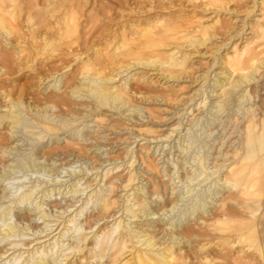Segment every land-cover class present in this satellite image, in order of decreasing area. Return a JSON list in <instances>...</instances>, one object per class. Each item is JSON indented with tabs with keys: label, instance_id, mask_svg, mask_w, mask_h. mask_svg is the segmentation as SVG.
<instances>
[{
	"label": "bare ground",
	"instance_id": "1",
	"mask_svg": "<svg viewBox=\"0 0 264 264\" xmlns=\"http://www.w3.org/2000/svg\"><path fill=\"white\" fill-rule=\"evenodd\" d=\"M184 1L125 0L121 5L116 0L101 6L105 13L86 14L80 10L83 0H0V191L21 171L59 169L61 164L50 162L58 154L59 143L54 144L64 132L68 143L82 147L85 133L93 128L86 120L89 115L101 124L109 120L107 109H115L112 117L139 121L133 124L140 125L136 136L147 140L141 146L145 154L127 144L126 173H120V164L101 171L96 189L83 201L86 206L94 201V211L85 227L76 226L79 234L70 244L64 236L86 206L64 216L75 202L61 211L49 210L46 200L77 193L84 176L64 189L31 180L23 190L18 189L25 185H18L19 192L8 203L10 194L4 192L0 242H8L0 245V264L12 253L10 264H212L216 253L225 256L224 250L243 253L235 259L252 255L255 224L264 217V0H253L250 6L258 12L241 24L234 20L238 8L228 7L227 0ZM249 8L248 14L254 11ZM222 11L230 16L223 20ZM207 13L213 14L212 23L207 22ZM207 57L211 58L200 69V61ZM25 68L43 85L36 93L30 90V81L16 83L20 77L15 76L24 75ZM149 70L159 74L158 82ZM14 73L18 74L12 77ZM184 78L195 83L188 96H183L189 88L182 85ZM137 81L157 83L159 89L148 94ZM77 97L85 100L72 103ZM144 99L181 102L173 111L179 120L170 131L159 133L152 126L155 122L143 120L142 108L134 101ZM78 107L83 111L79 113ZM175 131L174 144H167L173 156L163 159L160 167L151 153L160 154L166 145L156 144L150 152L149 140L170 138ZM25 132L30 134L26 139ZM16 140L26 141L29 151ZM225 142L230 148L224 151ZM94 147L97 160L100 147ZM137 158L160 172L162 179L144 183L134 165ZM164 177L175 185H168ZM170 187V195L163 198L162 189ZM119 190L125 193L119 195ZM119 210L122 213L115 217ZM12 211L15 221H9ZM38 215L43 228L30 222ZM110 217L115 218L95 228ZM51 221L58 222L55 229L49 226ZM24 230L40 235L26 240L21 237L31 233ZM257 250L264 255V245Z\"/></svg>",
	"mask_w": 264,
	"mask_h": 264
},
{
	"label": "rangeland",
	"instance_id": "2",
	"mask_svg": "<svg viewBox=\"0 0 264 264\" xmlns=\"http://www.w3.org/2000/svg\"><path fill=\"white\" fill-rule=\"evenodd\" d=\"M109 1L111 3L116 2V0H83L82 6L80 9L81 13H84V12L86 14L87 13L88 14L105 13V10L102 9V7L108 6V4H109V6L114 4V3L110 4ZM130 1L133 2L135 0H130ZM230 1L231 0L226 1V2H228L227 3L228 7H230V8L235 7L236 9L238 8L237 14L240 12L238 15L235 16L234 20H236V21H240L242 19L251 20L253 17V14H255V12L256 13L258 12V10L255 11L253 9V7H251L254 4L253 0H243V1L242 0H233L231 2ZM117 2H120L121 5L125 4V3L123 4V2H125V0H123V1L117 0ZM180 2H181V0H180ZM184 2H183V4H184ZM41 3H42V1H41ZM238 4L242 5L243 7L239 6ZM248 6L250 7L249 9L254 10L250 14H248L249 13L248 9H247ZM181 7H183V6L177 7L176 9L181 8ZM186 8H188V7H186ZM225 12L226 11H222V13L220 15V18H223V20L230 16V14H227ZM205 16H206L205 18H206L207 22L212 23L213 14L207 13ZM239 23L241 24V21ZM201 48H203V47H201ZM204 50H206V49H204ZM197 58L198 57H195L194 59L197 60ZM210 58L211 57H207L204 60L200 61V62H202V65L199 66L200 69H201V67L203 68L207 65L204 62L209 61ZM203 63H204V65H203ZM199 67H196V69H198ZM215 67H217V66H215ZM63 70H61V71H63ZM138 70H141V68H139ZM22 71L24 72V75L18 76L17 75L19 73L18 72V73L12 74L11 76L13 77V76L17 75L15 77H20L16 81V83H19V82L25 83L26 81H30V82H28L31 85L29 88L32 92L36 93L39 90V88H41L43 85H39L37 82V79L33 78L31 69L25 68V70L23 69ZM149 73H150L151 77H153L152 79L157 80V82L159 81V74L156 75L155 70H149ZM186 74H188V73H186ZM187 80H189V79H187V78L182 79V85H185V86L188 85V87H189V88H186L183 96L189 95V92H191V91H189V89H191V88H192V90L195 89L194 86H193L194 88L192 87V85H195V83L191 84L190 82H187ZM163 81H164V79H163ZM211 82H213V79H211ZM140 83H141V85H143V87H147V88H144L143 90L148 94H153L159 89L157 83H154V82L143 83L142 81L141 82L137 81V84H140ZM198 87L199 86L197 85L196 88H198ZM149 89H152V90H149ZM49 90H50V88L47 91H49ZM147 90H149V91H147ZM198 97L199 96H197V98ZM29 100H31V99H29ZM83 100H85V98L82 99L81 97H77L76 99L73 98L71 100V102L72 103H80V101L83 102ZM194 101L195 100H193V102ZM176 102L174 101V102H172V104H165L163 102H155L153 100L151 101L149 99H144V100H140V101L135 100L134 106H140L142 108L144 121H151V123L155 122V125H152V126L154 128H157L159 130V133H164V132L170 131L173 128L172 124L179 120V118H178L179 114H177V115L173 114V111L178 110L181 107V106L180 107L176 106L177 104L180 105L181 102L180 101H176ZM83 109H84V107L76 108V110L79 113L82 112ZM150 110L155 111V114L157 113V117H155L154 114L150 112ZM114 112H115V109H109V110L107 109V113H108L107 118L109 117V120L107 119V121L101 122V124H98V123H100L98 120L92 119V115H89L88 117H86V120H89V123L91 125H93V128L91 131H89V133H85L84 138L81 140L83 149H81L82 147L75 146V145L72 146V144L68 143V139H66V137H64L65 133L62 132L60 134L61 140H59V142H56L54 144V145H57L59 143V145L56 146V147H58V150H57L58 154L54 155L51 158L52 160H50V162L51 161H55V163L57 162L56 164H58V166L61 164L60 168L55 170L54 172L50 171V172H45V173H34L33 170L21 171L18 173V176H16L15 179L5 181L7 189L1 190L0 196L8 190V192L10 194L6 199V201L8 203L9 199L14 194H17L18 190H23L24 188L27 187V185L31 184L32 183L31 180H34V179L44 180L42 182V185H44V186L47 185L46 187H48V186L52 187L53 185H57V187L61 186L64 189L66 187L65 186L66 184H69L73 181H77L79 178L84 176V178L81 179L79 182V187L81 189L77 193H73V195H72V193H67L66 196L63 194L53 195L46 200V206L49 210H51V209L61 210L63 205H66L67 203L75 202V205H72L71 207H69L68 211L65 212L64 216L68 215L71 212H73L72 213V215H73L78 210H80V208L82 206H86V204L83 201L86 200V198H88L89 193H91L92 191H94V189H96L94 187L100 178L101 171H103L104 168L120 164L121 165V167L119 169L120 173H126L128 171L129 163L126 162V160L128 158L123 160V156L125 154V148H126L127 144H130V147L134 148L138 152L141 151L145 154V150L141 149V146H142V144L146 143L147 140L144 139V136H140V137L136 136L137 133H139V126L140 125H135V126L133 125V124H139V121L137 123L136 119H133V120H130V122H129V120H126V118H124V117L120 118L117 114L114 115V116H116V118H114L110 115ZM197 112L198 111L196 110L195 113H197ZM28 116L31 117L32 120L35 119L34 117H32V115H28ZM187 116H188V114H186V116L183 118L184 123L188 121ZM190 117H194V114L190 115ZM127 121H128V125L126 126L125 124H127L126 123ZM77 126H79V124H77ZM77 126H75V127H77ZM187 127H188V124H187ZM182 129H183V126L181 127L180 130H182ZM184 131H186V129H184L183 132ZM217 132L218 131H216L215 133L217 134ZM25 133L26 134H23V136L26 139L29 137L30 134L28 132H25ZM176 133H177V131L173 132V135L170 138L162 137V138H156V139L152 138V140H149L150 152H152L153 147L156 144L164 143L166 145L163 147L160 154H159V152L151 153L152 157H158L156 159V161L160 162V167L163 164V162H162L163 159L167 160L168 157L171 158L173 156V154H168L169 145H167V144L168 143H170L171 145L174 144V141L177 138ZM19 135H22V133L20 132ZM134 137H136L135 141H133ZM34 138H35V136L33 135L30 138V140L34 139ZM47 138H48V136L45 139H43V141L47 142L46 141ZM227 139H228V137H227ZM15 142L19 143L22 150L26 149V151H29L30 145L26 141L22 143L21 141L16 140ZM226 142H227V140H226ZM226 142L221 147V149H224V151L230 148V146L226 147ZM89 145H93V147L88 149ZM94 146L100 147V150L98 151V153L100 155H97V157H96V158H98L97 160H95L93 158V156L95 155V152H92L93 149L95 148ZM47 149H49V147H47ZM176 156L177 155H175V157ZM44 158H45V156L41 157L40 159L44 161ZM47 161L48 160L46 159L45 162H47ZM69 161H71V162H69ZM10 163L11 162L8 160L7 164H10ZM2 165L3 164H1L0 166H2ZM134 165L136 166L138 171H141L139 175H140V178L143 179L144 183H150L151 181H153L156 178H161L160 172H158L157 170L152 171V170L148 169L147 168L148 165L146 163L143 164L142 160L140 158H137V161L135 162ZM211 165H213V163H211ZM92 166H95L96 168L92 169ZM81 169H84V171L86 170L87 173L84 174L83 171H80ZM163 170H164V167H163ZM114 172H116V169L114 170ZM97 173H99V174L97 176L98 178L95 181V180H93V178L96 176ZM51 178H53V179L50 180L49 183L45 184V181L49 180ZM85 179H86V181H85ZM91 180H93V181H91ZM163 180H166L168 185H170V186L175 185V183H173V181H171V180H168L167 177H164ZM89 181H91L92 184L88 186ZM179 183H181V182H179ZM100 184L104 185V181H101ZM18 185L19 186L25 185V186L17 190L16 187ZM105 187H106V185H105ZM169 190H171V187L168 188L167 190H166V188L162 189L161 193L165 194L163 198L168 197L170 195ZM124 193H125V191H123V190H119V192H118L119 195H123ZM153 197H156V194H154ZM120 203L121 204L123 203L122 196L120 197ZM54 204H56L55 207L53 206ZM93 208H94V201H90L86 207H83L82 213L79 212V214L76 217L77 220L75 219V221L73 222V225H72L73 228L70 230V232L66 236H64L66 243L69 242V244H70L72 242L73 237H76V236L78 237L79 231L77 229H75V228H77L76 226L79 227V225L80 226L83 225V227H85L87 220L90 218V217L87 218V216L90 215L89 213L91 211L92 212L94 211ZM121 213H122V210H119L117 212V214L115 215V217L119 216ZM9 217H10L9 221H15L17 219V216H15V213L13 211L10 213ZM115 217L105 218V219L101 220L99 223H97V225H95V228H97L103 222H105L107 220H111ZM54 218H56V216H51V219H54ZM62 218L63 217H61L60 220H62ZM259 219H260L261 223L258 221ZM259 219L257 220V222L255 224V229H257V230H255V232L253 233L254 235L252 238L254 239L253 240V246L254 247L250 252L252 254L250 257H244L242 259H240V258L235 259L236 255H240L241 252L236 253L234 255L233 253H230L227 250H224V252L226 253L225 256L221 255L220 253H216V257L214 258L212 264H236V262H238L237 264H264V255L261 256V254L257 250L258 247H260V246L263 247V245H264L263 244L264 243V220H263L264 217L259 218ZM0 222H4V221L2 219H0ZM30 222H32L31 224H33V225L38 224L40 226V228H43L45 226V223L43 222V218H40L39 215L36 217H33ZM188 224H191V223L189 222ZM57 225H58V222L55 224V222H53V221H51L49 224L51 229H55L57 227ZM234 225L236 227L238 226V224H235V223H234ZM61 227H62V225L58 229H56L54 232H52L48 237H51L55 232L59 231ZM51 229L43 232L41 235L46 234L47 232L51 231ZM227 230H231V229L228 228ZM87 231H89V229H87ZM24 232H25V234L31 233V234H26L23 237H21V238H24L26 240L33 239L34 237L40 235V234H32V230H27V231L24 230ZM19 238L20 237H16V239H19ZM54 238H55V236L51 240H54ZM6 242H8V240H4V241L0 242V245H4ZM35 243H36V240L33 241L30 244V246L32 247ZM22 247L26 248L27 246L23 245ZM23 248H22V250H25ZM12 250H13V248L10 249L7 252V254H5L3 256L8 255ZM60 252L61 251H59V253ZM17 253H19V252H17ZM25 254H27V252ZM255 254H258V255H255ZM12 256H13V253L10 254L9 257L3 259L2 262L6 261L5 264H10L13 261ZM55 256H57V254H55ZM228 256L232 261L230 259H227L228 260V262H227L226 257H228ZM75 258L76 257H73L71 261H73ZM9 259H12V260L9 261ZM248 259H249V261H248ZM0 260H2V258H0ZM243 261H245V262H243Z\"/></svg>",
	"mask_w": 264,
	"mask_h": 264
}]
</instances>
